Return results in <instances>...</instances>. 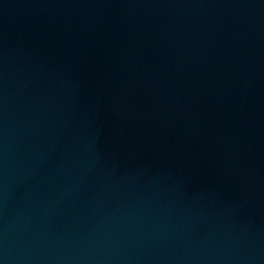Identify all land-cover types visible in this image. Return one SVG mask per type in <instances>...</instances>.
<instances>
[{
  "label": "water",
  "instance_id": "water-1",
  "mask_svg": "<svg viewBox=\"0 0 264 264\" xmlns=\"http://www.w3.org/2000/svg\"><path fill=\"white\" fill-rule=\"evenodd\" d=\"M0 264H264V0H0Z\"/></svg>",
  "mask_w": 264,
  "mask_h": 264
}]
</instances>
